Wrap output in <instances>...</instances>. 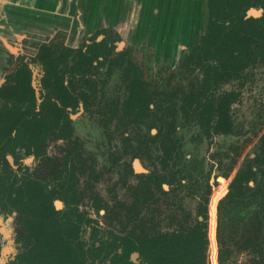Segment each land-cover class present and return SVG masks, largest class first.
Listing matches in <instances>:
<instances>
[{
	"label": "flooded vegetation",
	"instance_id": "1",
	"mask_svg": "<svg viewBox=\"0 0 264 264\" xmlns=\"http://www.w3.org/2000/svg\"><path fill=\"white\" fill-rule=\"evenodd\" d=\"M247 10L245 17L253 16ZM8 20L1 22L2 35L17 27ZM39 24L30 22L33 30H40ZM117 41L119 31L107 27L77 45L51 37L35 44L30 56L14 55L6 69L0 48V220L12 223L14 249L7 264H38L35 254L44 253L53 254L49 264H148L149 253L160 249L152 245L155 239L172 231L182 237L197 219L207 224V194L194 219L178 213L172 197L180 191L181 177L164 168L146 170L138 155L151 141L158 142L161 158L173 151L177 112L208 133L229 131L239 90L220 86L232 79L243 84L248 66L238 77L214 83L204 69L208 57L201 65L185 63L183 53L178 68L190 81L172 84L170 69L163 82H152L134 61L133 45L118 50ZM97 43L104 52L89 53L88 46ZM254 63H264V57ZM115 71L125 93L106 99L103 91ZM148 118L147 133H132ZM259 139L264 154V132ZM133 144L135 152L129 154ZM165 209L173 225L159 229ZM2 250L0 236V256Z\"/></svg>",
	"mask_w": 264,
	"mask_h": 264
},
{
	"label": "rangeland",
	"instance_id": "2",
	"mask_svg": "<svg viewBox=\"0 0 264 264\" xmlns=\"http://www.w3.org/2000/svg\"><path fill=\"white\" fill-rule=\"evenodd\" d=\"M201 3V23H198V29L191 31L181 44L177 40L159 39L158 34H162V31L129 30L128 33L119 32L117 49L132 44V57L149 81L163 82L162 76L167 75L170 69L174 70L172 84L176 81H190L189 73L179 72L178 63L182 54L188 51L190 45L197 42L200 34L205 31L206 5L203 4L204 0ZM31 16L32 14L26 12L21 13L20 17H8L9 22L15 23L19 20L22 25L28 27H12L11 32L5 33V45L0 47L7 59L5 69L12 64L14 55L30 56L35 53V44L51 37L68 45H77L82 37H88L98 31L78 28L75 23L67 28L59 26V31L33 30L30 22H36H33ZM2 21L0 13V26ZM164 32L167 33L168 30ZM169 32L173 35L176 31ZM243 74V84L240 85L238 79H232L220 86V90H239V96L231 104L229 111V131L213 130L208 133L192 117L177 112L173 132L176 142H172L173 151L161 158L158 142L151 141L148 150L141 149L142 153L138 155L140 165L146 170L163 172L164 168L175 172L176 177H181L180 191L172 197V201H176L180 206L178 213H189L190 218L194 219L207 194V264H218L217 255L220 248L230 250L225 264H264V154L259 150V138L264 132V63L250 64ZM119 76V72L115 71L109 77L103 91L106 99L113 97L117 92L125 93ZM37 80L35 76L33 81L36 87ZM150 122L151 118H148L143 125L132 127V133H147ZM114 127L119 128L115 123ZM97 132L102 133L98 128ZM151 132L155 134L156 129L151 128ZM165 143L167 144V141ZM135 147V144L131 146L129 154ZM171 211L172 217L174 210ZM169 212L164 210L165 214L160 217L162 221L159 229L172 227L171 219L168 221L165 218ZM8 222L6 219L0 220V229H4L0 233L3 246L0 264H7V259L14 250L11 242L12 223ZM251 239L259 244L250 245Z\"/></svg>",
	"mask_w": 264,
	"mask_h": 264
},
{
	"label": "trees",
	"instance_id": "3",
	"mask_svg": "<svg viewBox=\"0 0 264 264\" xmlns=\"http://www.w3.org/2000/svg\"><path fill=\"white\" fill-rule=\"evenodd\" d=\"M249 7H261V15L245 17ZM46 51L50 52L43 47L42 52ZM88 51L97 55L103 53L104 48L97 43L89 45ZM183 57L185 63L197 64L208 57L210 61L204 65V69L212 73L214 83L238 77L249 64L264 57V0H207L205 31L184 52ZM206 216L204 213L203 217ZM206 225L205 221L197 219L182 237L172 231L165 237L155 239L152 245L160 249L149 253L148 264H207ZM257 243L254 239L249 240L252 246H257ZM229 253V249L220 248L218 264H225ZM52 255L35 254V258L38 264H49ZM142 255L145 257V253Z\"/></svg>",
	"mask_w": 264,
	"mask_h": 264
},
{
	"label": "crops",
	"instance_id": "4",
	"mask_svg": "<svg viewBox=\"0 0 264 264\" xmlns=\"http://www.w3.org/2000/svg\"><path fill=\"white\" fill-rule=\"evenodd\" d=\"M203 0H0L1 18L26 11L41 29L112 28L117 31H162L159 39L182 40L201 23ZM207 1V0H206ZM204 6L206 5L204 0ZM205 11V8H204ZM200 21V22H199ZM37 27V26H35ZM13 28H16L13 26ZM168 30L167 33L164 31ZM176 31L173 35L169 32ZM144 34V33H142ZM157 35V34H156ZM138 36V33H137ZM4 38V35L0 34ZM136 39V37L134 36Z\"/></svg>",
	"mask_w": 264,
	"mask_h": 264
},
{
	"label": "water",
	"instance_id": "5",
	"mask_svg": "<svg viewBox=\"0 0 264 264\" xmlns=\"http://www.w3.org/2000/svg\"><path fill=\"white\" fill-rule=\"evenodd\" d=\"M21 13H26V12H25V11H22ZM21 13L16 14L14 17H16V16H17V17H20V16H21ZM260 13H261V8L257 9V8H255V7H251V8H249V9L247 10V16H249V15L256 16V15H259ZM31 19L33 20V22L36 21V19H33V15L31 16ZM16 21H17V19H16ZM15 23H18V25L20 24L19 20H18L17 22H15ZM36 23H41V21H40V22H36ZM17 28L20 29L19 26H17ZM22 28H23V26H22Z\"/></svg>",
	"mask_w": 264,
	"mask_h": 264
}]
</instances>
